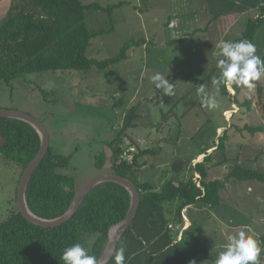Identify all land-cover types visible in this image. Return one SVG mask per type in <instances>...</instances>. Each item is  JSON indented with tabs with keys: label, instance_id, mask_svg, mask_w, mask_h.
<instances>
[{
	"label": "rangeland",
	"instance_id": "1",
	"mask_svg": "<svg viewBox=\"0 0 264 264\" xmlns=\"http://www.w3.org/2000/svg\"><path fill=\"white\" fill-rule=\"evenodd\" d=\"M81 1L103 7L122 1L135 4L114 10L112 23L106 13L86 10V23L93 33L111 29L91 40L87 57L97 60L113 58L124 43L132 39L146 40L145 49L131 48L127 52L128 62L122 64L125 60L121 61L105 70L34 73L17 78L11 86L0 79V109L27 113L41 123L49 137L51 152L69 158L67 175L74 180L76 190L94 176L111 172L108 160L104 165L96 166V156L102 153L110 156L106 143L118 131L123 116L133 106H137L141 114L137 121L141 126L135 129V137L131 136L140 139L141 147L151 151L157 152L161 147L158 155L148 159L153 162L166 160L167 163L159 170L138 172L140 182L153 184L166 174L171 180V164L182 161L183 154L192 155L201 148L217 146L224 134L221 131L216 135L215 128L223 125L228 134L226 147L224 152L218 151L213 157L215 162L225 160V164L212 165V174L223 170L228 173L234 165L264 173V131L251 136L233 126L264 128V116L257 102V85L251 89L240 87L245 93L239 95V100L252 97L253 106L249 112L245 108L239 112L237 105L230 98L221 96L212 84V79L219 76L218 61L224 58L219 54L220 50L214 57L215 40L219 43L235 42L244 31L246 19L257 16V8L252 7L251 11L240 16L229 13L216 18V14L229 8L233 0ZM20 3L19 0H0V20L10 7L19 8ZM140 9L145 11L140 13ZM181 37L190 39L182 48L178 45H182L178 40ZM263 37L262 28L259 43ZM194 39L196 44H193ZM175 40L177 43L172 45L170 41ZM257 55L260 56L259 51ZM176 60L183 62L182 73H175L180 66L175 64ZM129 64L131 66L127 67ZM156 72L165 75L166 79L172 72L181 76L180 81L176 80L174 96H164L161 90L155 89L151 77ZM259 80L264 95V75ZM203 83L208 94L216 97L217 108L209 109L201 103L197 88ZM227 91L231 97L236 95L234 89ZM120 100L121 105L114 107ZM225 109L229 110V117L226 113L223 116ZM132 143L127 139L124 147L132 146ZM12 154L18 159L23 157L17 148ZM20 172L19 165L0 158V221L18 207ZM202 213H193L195 224L185 237L183 254L187 264L193 261L195 264H212L224 250L228 237L241 230L260 242L264 235V184L229 180L220 193V205ZM95 239L94 235L81 239L80 244L88 254ZM145 257L147 259L141 254L133 264H153L144 261ZM153 257L158 261L154 264H166L161 256ZM260 264H264V252Z\"/></svg>",
	"mask_w": 264,
	"mask_h": 264
},
{
	"label": "trees",
	"instance_id": "2",
	"mask_svg": "<svg viewBox=\"0 0 264 264\" xmlns=\"http://www.w3.org/2000/svg\"><path fill=\"white\" fill-rule=\"evenodd\" d=\"M19 1L21 6L14 7L16 10L10 7L0 20V79L10 86L17 78L34 73L88 72L93 68L105 70L126 60L127 52L131 48L147 46L146 40L132 39L124 43L113 58L97 60L87 57L91 40L111 29L93 33L86 23V10L104 12L112 23L113 11L125 3L103 7L97 3L87 5L81 0ZM252 7L257 8V16L246 19L244 31L235 42L245 39L251 41L259 51L260 57L264 59V37L258 42L261 29L264 30V0H233L229 8L221 10L215 17L229 13L244 15L251 11ZM140 11L144 12L142 9ZM178 40L182 42L185 38ZM170 43L176 44L177 40ZM217 44L219 42L215 40L213 49L218 47ZM255 85L257 102L264 116L263 86L260 80L256 81ZM240 87L233 86L236 95L231 97L221 85L219 94L230 98V101L237 105L239 112L242 108L249 112L252 110L253 99L245 96L239 100V95L244 92ZM43 94L46 98V93ZM120 105L121 100L113 106ZM139 114L137 106L128 110L123 116L120 128L106 143L110 156L102 153L96 156L95 161L96 166H102L108 160L110 171L132 182L140 194L136 215L120 237L117 249L121 246L125 248V264H133L141 254L147 256L144 261H152L153 264L158 262L153 256H161L166 264H187L183 254L187 231L176 241V232L167 228L165 203H178L174 213L178 223L181 221V210L186 206L217 208L220 205V193L227 181H257L264 184V173L234 165L223 180L206 181V162L210 160L207 155L203 162L195 164L191 169L199 175L200 187H197L192 179L180 182L177 186L169 180L159 191H155L152 184L140 182L137 177L141 168L139 159L144 155L154 154V151L141 150L140 144L136 143L137 147L131 153V160L120 159L127 148H133V145L124 147V142L127 139L130 143L133 142L134 131L141 126L137 122L141 116ZM233 126L239 132L247 131L251 136L264 131L263 127L244 125L241 129ZM223 134L215 149L221 152H224L225 142L228 140L226 130ZM40 145L41 139L34 127L20 120L0 118V158L19 165L20 178L26 166L38 153ZM15 148L23 155L22 158L18 159L17 155L12 154ZM204 152L206 150L202 151ZM68 167L69 158L53 154L49 147L26 187L25 201L31 214L51 220L62 216L68 210L77 192L74 180L67 175ZM188 167L189 162L174 161L171 164V172L178 175ZM130 204L131 196L126 188L114 182H103L83 198L74 216L58 227L43 228L34 225L28 222L16 207L0 221V264H64L61 259L63 250L73 244H80L82 237L91 235L96 239L90 255L95 256L98 261L107 244L109 229L126 217ZM260 243L264 247V235L260 238ZM114 257L115 254L108 264H115Z\"/></svg>",
	"mask_w": 264,
	"mask_h": 264
},
{
	"label": "clouds",
	"instance_id": "3",
	"mask_svg": "<svg viewBox=\"0 0 264 264\" xmlns=\"http://www.w3.org/2000/svg\"><path fill=\"white\" fill-rule=\"evenodd\" d=\"M220 55L224 57L218 61L219 76L212 79V84L219 92L223 85L229 91L233 86H244L249 89L255 87V82L264 75V59L257 55V48L249 40L238 42L221 41L218 45ZM151 81L156 90H161L167 97L175 95V85L170 83L166 76L156 72ZM197 94L201 97V103L209 109L218 107L215 96H210L206 91V85L200 84ZM264 247L244 230L228 237V243L224 250L215 257L212 264H260ZM64 264H98L97 258L88 254L87 250L79 243L66 247L62 257ZM115 264H125V248L121 246L115 251ZM195 264V261L191 262Z\"/></svg>",
	"mask_w": 264,
	"mask_h": 264
},
{
	"label": "water",
	"instance_id": "4",
	"mask_svg": "<svg viewBox=\"0 0 264 264\" xmlns=\"http://www.w3.org/2000/svg\"><path fill=\"white\" fill-rule=\"evenodd\" d=\"M0 118L16 119L28 123L35 128L41 139L40 149L24 169L17 190L18 209L28 222L43 228L58 227L69 221L74 216L83 198L100 183L114 182L127 189L131 196L129 211L126 217L121 222L115 224L109 229L107 244L101 257L98 259V264H108L115 254V251L117 250L120 237L122 236L124 231L132 224V220L136 215L140 202V194L138 189L132 182L115 173H101L91 178L77 190L70 204V207L62 216L51 220H44L34 216L27 208L25 201V191L31 175L41 163L49 150V137L41 123L27 113L15 110L0 109Z\"/></svg>",
	"mask_w": 264,
	"mask_h": 264
},
{
	"label": "crops",
	"instance_id": "5",
	"mask_svg": "<svg viewBox=\"0 0 264 264\" xmlns=\"http://www.w3.org/2000/svg\"><path fill=\"white\" fill-rule=\"evenodd\" d=\"M118 3H125L124 4V6H130L131 4H134V3H130V1H122V2H117V3H115L114 5H116V4H118ZM135 5V4H134ZM117 9H119V8H117ZM116 10V9H115ZM195 34V33H194ZM193 36H195V35H193ZM188 40H190V39H188L187 37H185V40L184 41H182V45H181V43H179L178 45H179V47H181V46H183V44H187V42H188ZM195 39H194V42H193V44H196L195 43ZM192 42V41H191ZM219 44H217V46H218ZM186 46V45H185ZM145 46H142V47H139V48H137V50L138 49H141V50H144L145 48H144ZM177 48V47H176ZM182 48V47H181ZM179 49L178 48V50H182V49ZM136 49V48H135ZM176 49H174V51H175ZM220 49L218 48L217 49V47L216 48H214V50L212 51V53H215L214 55V57H217V53H218V51H219ZM217 51V52H216ZM128 62L129 61V55L127 56V59L122 63V64H125V62ZM175 64H179L180 66H178V65H175V66H178L177 67V72H175V73H182L183 72V68H182V64H183V62H182V60H181V62L179 63L178 62V60H176V62H175ZM113 66V65H112ZM129 66H131V64H129L127 67H129ZM187 65H183V67H186ZM110 68V67H109ZM124 68V67H123ZM169 78H167V80L170 82V83H173L174 81H175V89L177 88V82H176V80L178 79L179 81H180V79L179 78H181V76H177L176 74H174V72H172V73H170L169 74ZM174 80V81H173ZM182 81H186V80H182ZM157 92V91H156ZM118 94V93H117ZM226 113V116L227 117H229L230 115V113H229V110L228 109H225V110H223V116H224V114ZM225 130H227V127H225L224 125L223 126H217L216 128H215V133H216V135H219V133L222 131V133L225 131ZM139 140L140 139H136V138H134V140H133V143H132V145H133V148H135V147H137V144L136 143H139ZM140 144V143H139ZM141 146V145H140ZM215 148H216V146H210V147H207V148H201L200 150H198L197 152H194V154H192V155H186V154H183L182 155V161H185V162H189V165H190V167H188L186 170H185V172L183 171L181 174H174V173H172L171 172V177H170V179H171V181L174 183V185H178L180 182H186V181H188L189 179H192L195 183H196V186L197 187H200V184H199V179H200V177H199V175L196 173V172H194V171H192L191 169H192V167H194L195 166V164H197V163H201V162H203V160H204V158L207 156V155H209V157H210V160L208 161V162H206V167H207V171H208V178H207V180L206 181H213V180H223L224 178H225V176L227 175V173L223 170V171H217V172H215L214 174H212V172H211V170H212V165H216V164H218V166H221V165H224L225 164V160H220V161H217V162H215V160H214V154H216V152H218V150H215ZM141 150H145V149H147L146 147H141L140 148ZM206 150V152H204V153H202V151H205ZM158 151H162V148L161 147H159V150ZM158 151L157 152H155L154 151V154H152V155H144V156H142L140 159H139V162H140V164H141V168L139 169V171L138 172H146V171H148V170H155V169H160L161 167H165L166 165H167V163H165L166 162V160L165 161H161V160H155L154 162L153 161H150L149 159H151V156H154V155H158L159 153H158ZM202 153V154H201ZM206 153V154H205ZM149 156V157H148ZM213 157V158H212ZM149 158V159H148ZM153 160V159H152ZM190 162H191V164H190ZM220 163V164H219ZM218 170V169H217ZM188 174V175H187ZM137 176L139 177V174H137ZM170 175H168V174H166V176L165 177H163L162 175L160 176V177H158L157 178V180L156 181H154V183L152 184L153 185V187H154V189H155V191H159L160 190V188L162 187V185L166 182V181H169L168 180V177H169ZM177 176V177H176ZM144 179V178H143ZM149 183V182H148ZM227 183V182H226ZM225 183V184H226ZM151 184V183H150ZM224 189V188H223ZM222 189V190H223ZM177 205H178V203L176 202V201H174V202H171V203H165V205H164V208H165V210H166V218H167V224L168 225H173V227H175V228H177L179 231H181L182 229V233L183 232H185V231H188L189 229H191V228H193L194 227V224H195V219H194V215H193V213L194 212H197V213H200V214H203L202 212L203 211H205V210H207L208 208H206V207H202V206H200V205H189V206H186V207H184L182 210H181V213H180V216H181V221L180 222H178V223H176V221H175V218H174V213H175V209H176V207H177ZM218 207V206H217ZM216 209V208H215ZM168 225H167V228H168ZM169 229V228H168ZM177 231H176V234H175V237H176V241L178 240L177 239ZM181 233V234H182ZM187 234H188V232H187ZM183 235V234H182ZM181 235V236H182Z\"/></svg>",
	"mask_w": 264,
	"mask_h": 264
},
{
	"label": "built area",
	"instance_id": "6",
	"mask_svg": "<svg viewBox=\"0 0 264 264\" xmlns=\"http://www.w3.org/2000/svg\"><path fill=\"white\" fill-rule=\"evenodd\" d=\"M134 151V148H132V147H129V148H127L125 151H124V153H123V155L120 157V159H122V160H131V158H132V155H131V153ZM168 228H169V230H171V231H177L178 233H177V239H178V241L181 239V233H182V230L181 231H179L177 228H175V227H173V225H168ZM177 229V230H176Z\"/></svg>",
	"mask_w": 264,
	"mask_h": 264
}]
</instances>
